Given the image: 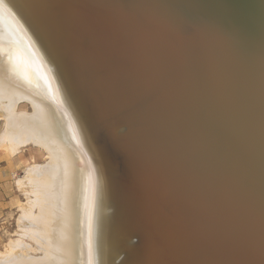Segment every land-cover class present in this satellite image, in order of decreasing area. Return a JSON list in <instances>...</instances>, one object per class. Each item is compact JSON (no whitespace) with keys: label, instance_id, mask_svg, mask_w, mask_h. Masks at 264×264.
Returning a JSON list of instances; mask_svg holds the SVG:
<instances>
[{"label":"water","instance_id":"1","mask_svg":"<svg viewBox=\"0 0 264 264\" xmlns=\"http://www.w3.org/2000/svg\"><path fill=\"white\" fill-rule=\"evenodd\" d=\"M13 1L54 34L105 140L126 137L139 159L155 149L136 173L173 236L196 233L193 219L196 249L218 244L232 264H264V0ZM97 74L130 103L125 118L106 117ZM191 169L192 199L217 206L210 218L183 207Z\"/></svg>","mask_w":264,"mask_h":264},{"label":"bare ground","instance_id":"2","mask_svg":"<svg viewBox=\"0 0 264 264\" xmlns=\"http://www.w3.org/2000/svg\"><path fill=\"white\" fill-rule=\"evenodd\" d=\"M2 2L0 110L5 129L0 146L12 155L35 143L46 150L47 162L27 169L31 197L21 214L23 233L0 252V264H232L231 256L218 255V244L196 249L194 234L200 231L191 215L188 228L196 233L173 236L168 217L163 221L160 209L149 207L154 194L141 193L144 182L136 173L142 161L155 160V149H138L139 159L137 150L133 152L137 147L126 137L107 142L54 34L13 0ZM97 80L95 90L106 117L125 118L121 111L130 110V103L117 102L98 74ZM22 101L31 110H19ZM111 150L125 164L121 173ZM164 158L158 164L168 170L170 162ZM191 172L189 188L188 182L183 184L190 192L181 203L200 219L210 218L217 206L198 196L192 199L197 185L191 186ZM133 233L139 238L125 246L124 237Z\"/></svg>","mask_w":264,"mask_h":264},{"label":"rangeland","instance_id":"3","mask_svg":"<svg viewBox=\"0 0 264 264\" xmlns=\"http://www.w3.org/2000/svg\"><path fill=\"white\" fill-rule=\"evenodd\" d=\"M19 110H31L29 103L22 101ZM5 129V118L0 110V135ZM47 162L46 150L29 143L9 154L5 146H0V252H6L9 243L23 233L21 214L30 200L29 187L25 178L27 169L33 164ZM22 182V183H20ZM29 243L31 240L24 238ZM39 253V252H37Z\"/></svg>","mask_w":264,"mask_h":264},{"label":"snow or ice","instance_id":"4","mask_svg":"<svg viewBox=\"0 0 264 264\" xmlns=\"http://www.w3.org/2000/svg\"><path fill=\"white\" fill-rule=\"evenodd\" d=\"M0 6H4V7H6V5H3L2 0H0Z\"/></svg>","mask_w":264,"mask_h":264}]
</instances>
